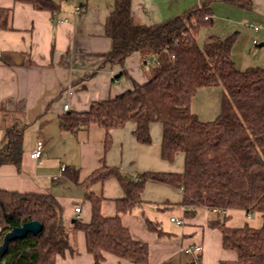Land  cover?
Wrapping results in <instances>:
<instances>
[{"label":"trees","instance_id":"1","mask_svg":"<svg viewBox=\"0 0 264 264\" xmlns=\"http://www.w3.org/2000/svg\"><path fill=\"white\" fill-rule=\"evenodd\" d=\"M16 1L52 14L61 8L57 0ZM213 1L147 26L132 23V0H115L105 26L112 41L105 61L124 66L128 56L139 52L143 59L156 56L159 64L148 67L147 82L134 81L132 89L113 99L95 101L88 110L60 117V127L74 133L94 124L102 127L106 150L113 130L134 123L136 140L151 144V126L160 123L162 158L172 163L177 155L184 156L183 172L143 171L134 178L104 164L82 182L77 171L69 174L74 183L85 187L91 204L90 221L74 219L73 226L85 233L94 264H103L106 253L135 264L149 263V244L135 239L122 222L123 215L146 203L143 193L148 182L182 188L184 206L260 213V227L229 226V215L210 224L221 230L223 247L238 255L236 261L224 264H264V68L237 67L232 56L236 33L225 38L210 35L203 45L198 42L199 32L213 26L209 8ZM225 1L251 8L242 0ZM11 16L12 8H0V30L9 28ZM203 87L223 89L220 114L212 121L202 120L191 108ZM24 129L17 124L6 129L0 166L13 164L21 170ZM112 178L124 196L117 201L116 214L105 216L104 197L91 186ZM30 221H39L42 230L10 241L0 264H56L58 256L72 250L63 208L53 194L0 190V244L7 231ZM147 224L151 231L162 233L153 221L147 219ZM188 264H200V259Z\"/></svg>","mask_w":264,"mask_h":264},{"label":"crops","instance_id":"2","mask_svg":"<svg viewBox=\"0 0 264 264\" xmlns=\"http://www.w3.org/2000/svg\"><path fill=\"white\" fill-rule=\"evenodd\" d=\"M57 1L60 11L52 14L16 0H0V8H12L9 28L0 30V146L9 126H25L21 170L13 164L0 166V190L53 194L63 208L72 245V250L56 258V264H94L85 233L73 226L74 219L90 221L91 204L85 187L74 183L69 174L77 171L82 182L104 164L134 178L143 171L183 172L184 156L177 155L172 163L162 158L160 123L151 126V144L136 140L134 123L113 130L108 150L105 130L98 125L75 133L60 127L64 114L88 110L95 101L113 99L132 89L134 81L147 82L150 72L139 52L128 56L124 66L105 61L104 54L112 48L105 26L115 0H83L85 10L81 14L74 13L73 0ZM205 1L132 0L131 21L135 25L161 24ZM244 1L251 8L214 0L209 6L213 26L200 32H205L206 38L236 33L232 56L237 67L264 68V0ZM65 105L69 106L67 110ZM191 108L196 113L193 101ZM38 140L43 141V155L34 159L31 152ZM62 167L66 169L62 171ZM76 188L84 189L82 196L76 197L80 200L72 195ZM91 190L104 197L102 213L115 215L117 201L124 196L119 182L113 178L97 182ZM183 194L182 188L148 182L143 193L146 203L122 216L132 236L149 244L148 264H188L198 259L200 264L236 261L237 253L222 245L221 230L210 224L222 220L230 210L220 213L206 206H184ZM79 206L77 218L75 208ZM172 217L183 220V224L177 225ZM147 219L162 233L151 231ZM188 245H201L203 249L187 253L184 249ZM103 264L135 263L106 253Z\"/></svg>","mask_w":264,"mask_h":264},{"label":"rangeland","instance_id":"3","mask_svg":"<svg viewBox=\"0 0 264 264\" xmlns=\"http://www.w3.org/2000/svg\"><path fill=\"white\" fill-rule=\"evenodd\" d=\"M205 34V32H200L197 35L198 42L201 45H203L207 39ZM222 93L223 89L220 87H203L197 91L193 98V109L202 120L212 121L218 117L221 110ZM83 190L82 188H76L72 192V195H75L74 199L80 200V198L76 197L82 196ZM228 214L229 219L227 223L230 226H244L247 224L252 227H259L263 223L262 216L258 212L250 213L252 216L251 218H248L247 211L243 209H231Z\"/></svg>","mask_w":264,"mask_h":264},{"label":"built area","instance_id":"4","mask_svg":"<svg viewBox=\"0 0 264 264\" xmlns=\"http://www.w3.org/2000/svg\"><path fill=\"white\" fill-rule=\"evenodd\" d=\"M74 1V13L75 14H81L84 12L85 7L83 4V0H73ZM255 29H258V27L256 26ZM254 43H257V40H254ZM142 64L145 67H150V66H155L159 64V61L157 59L156 56H149V57H145L142 61ZM64 108L67 110L69 108L68 105H65ZM43 149H44V144L43 141L38 140L36 148L31 152V157L34 159H40L43 155ZM65 170V167H62V171ZM54 179H57L58 176H53ZM213 212H220V213H226L225 210L223 209H217V208H211ZM75 211L78 213L77 218L80 217L79 213L81 212V207H76ZM249 217L251 215H248ZM171 221L175 222L177 225H182L183 224V220L172 217ZM203 249V247L201 245H188L184 251L187 253H191V252H201Z\"/></svg>","mask_w":264,"mask_h":264},{"label":"water","instance_id":"5","mask_svg":"<svg viewBox=\"0 0 264 264\" xmlns=\"http://www.w3.org/2000/svg\"><path fill=\"white\" fill-rule=\"evenodd\" d=\"M41 230L42 224L39 221H30L24 223L22 226L14 227L7 231L0 244V258L4 256L10 241L25 237L29 233L38 234Z\"/></svg>","mask_w":264,"mask_h":264}]
</instances>
